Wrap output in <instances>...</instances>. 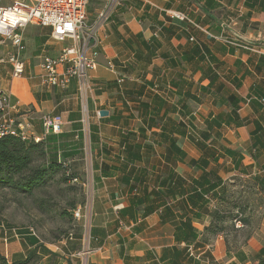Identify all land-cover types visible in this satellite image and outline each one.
Here are the masks:
<instances>
[{"label":"crops","instance_id":"crops-1","mask_svg":"<svg viewBox=\"0 0 264 264\" xmlns=\"http://www.w3.org/2000/svg\"><path fill=\"white\" fill-rule=\"evenodd\" d=\"M50 32L24 28L19 78L0 36V90L32 134L62 115V151L91 154L90 206L71 240L0 229L9 263L264 264V219L245 236L206 230L231 177L264 185V0H124L92 40L86 98L75 79L43 84L42 57L64 47Z\"/></svg>","mask_w":264,"mask_h":264},{"label":"built area","instance_id":"built-area-1","mask_svg":"<svg viewBox=\"0 0 264 264\" xmlns=\"http://www.w3.org/2000/svg\"><path fill=\"white\" fill-rule=\"evenodd\" d=\"M123 1L105 0L91 23H88L87 19L88 0H13L7 6H0V36L3 40L11 41L14 47L9 56L13 66V77L19 78L25 72L22 59L24 28L29 24L48 27L51 29L50 35L53 40L68 44L64 45L62 51L55 57L49 55L42 57L43 84L50 88L66 89L75 79L78 83V93L82 98H86L93 91L90 72L99 65L97 60L99 52L93 49L92 40L99 29L111 20ZM171 16L186 19L184 14L177 11H173ZM109 67L113 68L112 63H109ZM14 108L12 96L5 90H0V138L14 135L25 141L32 139L35 142H42L47 135L57 134L64 129L62 115L43 113L44 135L32 134L30 125L18 120ZM82 210V206L73 210L77 220L83 217ZM235 223L237 228L243 226L239 218ZM28 230L36 235L32 227ZM18 235L19 233L15 232L14 236ZM74 235L75 232L70 231L65 239L71 240ZM5 240H8V236Z\"/></svg>","mask_w":264,"mask_h":264},{"label":"rangeland","instance_id":"rangeland-1","mask_svg":"<svg viewBox=\"0 0 264 264\" xmlns=\"http://www.w3.org/2000/svg\"><path fill=\"white\" fill-rule=\"evenodd\" d=\"M101 3L102 0H88V23L92 22ZM86 126L88 131V121ZM84 149L81 153L73 152L69 156L62 153L58 157L69 165L72 173H76L77 180L66 179L67 174L64 175V171L58 169L29 193L0 185V229L14 235L15 232L27 231L32 227L36 235L47 243L64 240L70 231L75 232L80 220L74 216L72 203H76V208L81 205L84 213L85 208L90 206L89 196L92 191L91 154H87ZM53 155L49 154L46 160L50 161ZM43 162L45 160L39 159L36 165H42ZM230 179L226 191L222 193L223 198L218 196L215 210L222 216L220 226H224L230 233L240 231L245 236L263 223L264 185L253 177L237 176ZM240 217L243 226L237 228L235 220Z\"/></svg>","mask_w":264,"mask_h":264},{"label":"trees","instance_id":"trees-1","mask_svg":"<svg viewBox=\"0 0 264 264\" xmlns=\"http://www.w3.org/2000/svg\"><path fill=\"white\" fill-rule=\"evenodd\" d=\"M65 136V132L49 134L42 142H35L32 139L25 141L14 135L0 138V185L19 188L29 193L35 187L44 183L45 178L58 169L63 170L64 175L67 174L66 179H78L76 173L71 172L69 165L64 160L58 159L62 153L66 156L72 155L71 152L65 153L62 151V149L68 147L62 141V137ZM82 136L83 131L82 126H80V137ZM74 152L77 153V151ZM49 154H54L50 161L46 160ZM39 159H43L45 162L37 166L36 162ZM223 196L221 195L222 198ZM72 207L73 209L76 208V203H72ZM212 217L211 225L206 230L211 233L226 231L224 226H220L222 223L221 214L214 210ZM239 219L242 221L241 217ZM232 228H234L233 225ZM33 239L32 236L30 241H33ZM34 257L35 254L27 257L26 260L9 263L7 258L0 253V264H29Z\"/></svg>","mask_w":264,"mask_h":264},{"label":"water","instance_id":"water-1","mask_svg":"<svg viewBox=\"0 0 264 264\" xmlns=\"http://www.w3.org/2000/svg\"><path fill=\"white\" fill-rule=\"evenodd\" d=\"M108 114V111L107 110H102L101 112H100V115H107Z\"/></svg>","mask_w":264,"mask_h":264}]
</instances>
